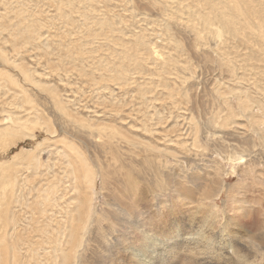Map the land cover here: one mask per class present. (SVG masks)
Listing matches in <instances>:
<instances>
[{"label":"rangeland","instance_id":"rangeland-1","mask_svg":"<svg viewBox=\"0 0 264 264\" xmlns=\"http://www.w3.org/2000/svg\"><path fill=\"white\" fill-rule=\"evenodd\" d=\"M204 5L203 0H0V25H4V42L0 41L4 50V62L0 57V70H4L0 74V130H17L13 136L0 139V264H64L63 255L70 264H90L89 260L94 261L99 254L95 264H123L125 250L130 247L128 240L141 236L147 219L165 232L175 217L183 235L201 231L206 225L204 231L215 239L210 247L200 244L198 237L193 247L180 243V261L234 264L232 250L220 249L223 242L234 239L237 249L249 252L250 262L264 264V140L256 139L253 126L241 115L232 119L236 124H226L221 130L209 127L207 122L228 116L226 100L239 113L236 100L226 98L223 92L227 87H237L242 78H250V68L245 69L246 55L264 60L262 42L247 39L244 32L239 38L226 36L217 40L199 20V15L206 13ZM234 15L246 22L245 16L238 12ZM138 41L150 51L136 48L138 61L122 55L127 47H136ZM151 47H157L163 56H173L177 64L173 66V62L162 70L160 62L151 58L152 53L155 58ZM14 62L30 71L32 82L25 79ZM250 63L264 67L254 59ZM10 75L18 83L12 82ZM250 80L241 84V89H249L264 102V93L255 91ZM140 87L146 91L144 95ZM256 115L255 121L264 120L262 113ZM16 117L19 120H12ZM196 127L202 136L197 143L193 142ZM213 129L219 131L217 134L225 138L228 146H237L239 152L243 148L250 150L247 155L251 153V167L258 174L254 175L263 181H240L241 170L234 172L231 163L220 157L223 144L206 139L207 130ZM251 141L255 147H247ZM198 144L207 150L201 151ZM73 151L87 158L96 177L97 200L87 186L84 202H95L100 213L107 216L104 225L116 241L114 247L95 242L96 235L75 251L66 247V228L72 224V210L80 204L82 195L76 184L80 181L70 174L80 166ZM165 151L173 157L169 161L164 159ZM17 156L19 161L14 159ZM154 157L161 168L157 174L161 170L168 177L178 175L179 183H183L180 193L163 192L152 185L165 183L164 186L169 181L160 176L155 181L151 166ZM212 162L226 171L216 175ZM5 166L13 169L16 179L15 171H20V183L16 180L14 196L6 205L1 186ZM119 183H137L136 188L127 185L131 186L133 203L141 205L146 216L141 213L139 218L115 209L113 203L119 202L114 197L118 194L112 191L119 188ZM204 183H218L221 191L217 194ZM52 187L56 190L50 199H56L47 213L49 219L44 220L50 235L43 236L38 229L37 206L43 191ZM185 196L191 199L190 204L183 201ZM234 197L248 200V207L240 215L242 226L233 219L239 203L231 210L226 207ZM105 201L114 208L106 207ZM171 204H179L174 216L166 214L159 221L158 210ZM130 222L140 223L139 230L133 229ZM224 223L229 231L222 226ZM228 232L235 237L225 236ZM45 236H51V241L59 240V244L47 245ZM257 237L261 242L256 241ZM91 253L94 259H89Z\"/></svg>","mask_w":264,"mask_h":264},{"label":"bare ground","instance_id":"bare-ground-1","mask_svg":"<svg viewBox=\"0 0 264 264\" xmlns=\"http://www.w3.org/2000/svg\"><path fill=\"white\" fill-rule=\"evenodd\" d=\"M203 1L205 2L204 9L206 10V13L204 15L200 14L199 20L204 24V30H209V32L213 31V34L217 40L218 39L219 40L224 39V37H226V36L231 37V39L232 38H234V39L239 38L240 37L239 34L244 32L245 33L244 36L247 39L253 38L255 42H256V40H258L259 43L262 42L263 45L262 44L261 45L259 44V45L262 46V49L260 48L261 53L262 52L264 53V0H203ZM235 12H238L239 15H241V16H245L246 22H245V20L243 21L241 17H238V18L235 17V15H234ZM3 37H4V25H0V41L2 40L4 42ZM178 47H179V45H178ZM136 48H146V46L142 41H138L136 47H130V48L127 47L122 55H125V57H127V58L128 57L133 58V61H135V60L138 61V57H137L138 54L134 53ZM146 51H150V49L146 48ZM151 51H153L154 55H155V58H154L153 53H152L151 58L160 62V66H162L161 67L162 70H164V67L169 66L173 62H174L173 66H175L177 64V61L173 59V56H171V55L163 56V53H161L157 49V47H151ZM3 52H4V50H2L0 48V57H1V60H3V62H4ZM246 57H247V64H246V62H244V63L247 66L245 69L248 70L247 67L250 68V70L248 71L249 72L248 77H250V78H242L241 79L242 81H240V84H238L237 87H233V88L227 87V90L223 92V95H225L226 98L228 96H231L232 98H234V100H236V102L238 103V106H239V113H235L236 110H234L235 108H232L231 102L226 100V106L227 107L225 110H227L228 108H229V110H227L225 114H228V116H225V117L219 118V119H209L207 122L209 124V127H212V128L218 127L221 130L222 128L226 127V124H236L237 122L232 121V119L241 115V116L245 117L249 121V123L253 126L252 132L254 133V135L257 136L256 139H259V141H261V140H264V135H263L264 120H258V121H255V120L258 118V116L256 115L257 113H262L264 116V106H263L264 102L261 99H259V100L256 99L254 97V94L250 93L249 89L242 90L240 85L245 84L244 82H247L251 79L250 81L252 83H250V84H252L253 89L257 92L262 91L264 93V67L252 66L253 64L250 63L252 59H254V63H256V62L264 63V60L262 58H254L250 54L246 55ZM151 58H149V59H151ZM244 63L242 62V64H244ZM14 64L16 67L20 68L25 79L27 81L32 82L31 77H30V71L22 68V66L20 64H16V62H14ZM187 70H188V68H187ZM0 71H1L0 74L4 73V70H0ZM166 73H169V72L166 71ZM236 76H237V73L235 72L234 77H236ZM8 77L12 80V82L14 81L15 83H18L17 80L13 79V76L10 75ZM243 77H245V74L243 75ZM16 85H18V84H16ZM0 87L2 88L1 79H0ZM50 90H51V94L53 95V99L55 100L56 95L54 96L52 89H50ZM139 91L141 92V95H144L146 93V91H144V88H142V87L139 88ZM123 108H124V106H123ZM12 117H14V116H12ZM12 120H19V119L16 117V118H12ZM199 129H198V127H196V129H195V135H194V140H193V142H195V143L198 142V137L200 136L199 135L200 134ZM13 131L16 132L17 130H13V129L11 130V128H7L6 130H0V139L4 138V136H13L14 135ZM206 133L208 135L206 138L207 140L211 138L210 139L211 141L219 140L223 144L220 146V147H222L220 157L223 161L231 163V168L234 170V172L236 171V169L241 170V173L239 172L240 176H241L240 181L248 182L249 180H251L253 178L260 179V181H263V178H261V176H256L258 174H256V171H254V168L251 167V164L253 163L251 161V159H249L250 158L249 155L251 153L250 154L248 153L249 155H247V152L248 151L250 152V150L243 148V151L239 152L237 150V146H234L231 144L228 146V144H225L226 143L225 138L223 136H220L219 134H217V133H219V131L216 132V130H214V129L212 130V132H209V130H207ZM201 137H199V138H201ZM210 140H208V141H210ZM199 142H201V144H202V142H204V141L199 140ZM217 144L218 143H216V145ZM1 145L3 147L4 143ZM200 146L201 147H199V144H198V147L197 146H195V147H197L198 149L200 148V150L202 148L205 149V151L207 150L206 147L204 148V147H202V145H200ZM255 146H256V143H253V141H251L250 144H247V147H255ZM218 152L220 153V151H218ZM73 154H75L74 151H73ZM163 154H164L165 161H167L169 158H171L170 156H168L169 153L167 151L163 152ZM173 155L175 156V154H173ZM251 156H254V155H251ZM75 157L76 158L78 157V161H79L80 166L78 168L73 167V168H75V169H73V172L72 171L71 172L69 171V172H70V174L72 173L73 176H76L75 178H77L80 181V183H76V184H78L79 191H81L82 195L80 196L81 198L79 197L81 199L80 204L74 210H72V212H73L71 214L72 224L70 225V227L68 226L66 228V229H68L67 232H68V238H69L68 242L66 241V247L70 246L71 251H75L77 248H79L81 246H86V244L88 242L90 243L92 241L91 239L94 235H96L95 242H97L98 244H101V245L108 247V248L114 247L116 241L111 236V231L107 232L106 225H104V222L107 219V216L103 213L102 214L100 213V211L96 207L97 204H95V202L91 203V201L89 200L87 202L88 203L87 205L84 202V198H85L84 193H85V189L87 188V186H89L91 193L96 195V200H97L98 194L96 193V190H97L96 189V184H97L96 183V177L93 175L91 169L88 167L87 158L82 153H78V155H76ZM32 158L33 157H31V160H32ZM14 159H15V161H19L20 156H17ZM259 159L261 160V157ZM38 161H40V160H38ZM247 162H248L249 166L247 165ZM17 163L18 162H16V164H14V165H17ZM212 163H215L214 164L215 166H211V168L214 169L215 174L216 175L219 174L221 176V174H222L221 172H223V170H224L223 166L221 167L219 164H217V162H212ZM40 164H41V162L39 163V165ZM68 164L72 165L70 160L68 161ZM151 166H152V170L155 174L154 175L155 181H156L157 176H160L163 180L165 178H168L169 181H172V183L171 182L169 183V181H168V183H166V185H164V186H163V184H165V183H152L153 186L160 187V190L163 192H165V191L178 192L180 190L181 184H183V183H181V184L179 183L180 180H179L178 175L173 174V176L171 175L168 177V176L162 175L161 170H159L160 174H157L158 169L160 167H159V163L156 160V157H154L153 160L151 159ZM252 166H253V164H252ZM249 167H251V168H249ZM3 170H4V176H3L4 177V183H2L1 186H2V190L4 191L3 192V194H4V205H6L9 202V200L12 199L14 196V192L16 190V183H15L16 180H18L20 183V179L18 178V173L20 171H15L16 175H17V179H16V176L14 175L15 173L12 172L13 169L10 166H5ZM225 171L226 170H224V172ZM34 172H36V171H34ZM101 174H102V176L104 175L103 172H101ZM206 174L211 176L209 173H206ZM226 174H228V172H226ZM254 174H256V175H254ZM20 178H21V176H20ZM198 179L200 180L202 178L198 177ZM127 184H129V185L131 184V186L132 187L134 186V188L137 187L136 186L137 183H119V188L114 189L112 191L113 193L118 194L114 198H118L116 200L119 203H117V204L113 203L114 207L116 206L115 209L119 208V209H121V211L125 210V212L127 214L134 215L136 217L139 216V218H140V215L142 216V214H145V213L147 214V212H145L144 208L140 207L141 205L139 206L137 204L135 205L134 204L135 202L133 203L134 200L132 201V193L130 194L131 186H129ZM199 184H201V183H199ZM213 184H215V186H213ZM17 185H19V184H17ZM203 185H204V187H207V188H209V187L211 189L213 188L217 192V194L221 191V187L218 186V183H207V184L204 183ZM182 186H184V185H182ZM200 188H201V186H200ZM252 188L253 187L251 186V189ZM203 189L201 190V192L203 191ZM55 190L56 189L53 187L44 190L43 195L41 197L42 199L39 200V202H38V206H37L38 207V213H39V218H38L39 227H38V229H39V232L41 234H43V236H44V234L46 236H47V234L50 235V231L48 230V227H47V226H49V224L48 225L45 224V221L49 219L50 216L48 217L47 213H48V211L50 212V210H51L50 207H52L53 200L56 199V198L53 200L50 199V197L55 193ZM206 190H208V189L205 188V191ZM211 191L212 190L208 191L207 193L210 194ZM178 193H180V192H178ZM203 194H205V193H203ZM180 198H182V197L180 196ZM187 198L188 197L185 196L183 201L188 200L185 203L190 204L191 199H187ZM247 201L248 200L245 197H243V198L234 197V199L230 200L226 204V207L230 210L233 208H236L239 205L236 210L234 209V212L236 213L237 216L233 217V219L237 223V225L242 226L243 222H241L240 215H242L243 212H245V209L248 207ZM113 202H114V200H113ZM179 202H182V201H179ZM249 202H252V201H249ZM237 203H239V204L236 205ZM111 204H112L111 202L105 201L106 207H110ZM179 204H177V205L171 204V206H167L166 209H165V206H164V208L161 207L157 212L158 213L157 214L158 220L161 221L160 218L164 217L166 214L167 215L172 214L174 216V214L176 212V211H174L175 207L178 206ZM246 205H247V207H246ZM249 206H251V205H249ZM114 207H110V208H114ZM6 210H8L7 206L4 207V216H6V214H5ZM143 210L145 213L142 212ZM136 211H138V212H136ZM74 212H75V215H73ZM76 213H77V215H76ZM146 214H145V216H146ZM48 215H50V214H48ZM1 217L2 216H0V221H1ZM211 217H213V215H211ZM217 217H216V219H217ZM155 218H156V216H155ZM198 218H200V217H198ZM151 219H153V217H151ZM149 220L147 219V221L145 222L146 224L144 223L145 225L143 227L145 228V230L141 229V232H140L141 236L138 235L137 238L131 242L128 240L127 243L130 245V247L125 250L126 260H125V263H123V264H179V261H180L179 259L181 257V255L179 253V249L181 247L179 245L180 243L182 245H185L186 247H193V245L196 242L197 237L199 238L198 242L199 243L203 242V243L207 244L206 246H209V245L212 246L215 243L214 235L206 234V231H204V227L206 225L204 227H202L201 231L197 230L196 233L195 232H188V233L185 232L183 235L182 229H180L181 226L178 223L179 221L176 220V217L171 219L170 222H169L168 218L165 219L166 224H168V222H169V224H171V227L169 228L170 230H167L165 232L161 231V230L159 231L158 229H156L153 226L154 222L149 221ZM129 224L135 230H139V228H140V223H138V222H136V223L130 222ZM227 225L225 223L222 225V226H224L225 230H228L227 227H225ZM156 226L158 227V225H156ZM210 232L214 233V231H210ZM46 236H45V238H46ZM225 236H228V238L230 237V239L235 237V236L232 237L233 234H231L230 232H228L227 235H225ZM53 237L56 238V236H53ZM51 239H52L51 236H49V238L47 237L44 241L49 246H50V244H54V245L59 244V240L58 241L57 240L51 241ZM253 239L255 240V238H253ZM260 239L257 237L256 241L261 242ZM233 240H229V241L227 240L228 242H226L225 244L223 242V245L220 248L221 251L223 252L224 248H227L229 250L231 249L232 250L231 255L235 257V259L231 258V260H236L235 261L236 263H234V264H237V263L238 264H253V262H250V259H248V256H249L248 253L249 252L247 253V251L243 252V251H240L239 249H237V247L239 248L238 243H235ZM235 240H236V238H235ZM86 241H88V242H86ZM263 241H264V239H263ZM238 242L240 243V240H238ZM256 246H257V244H256ZM161 248H163V250H161ZM44 249H45V247H44ZM249 249H250V247H249ZM58 250H59V247H58ZM263 251H264V248H263ZM94 253H91V255H90L91 257H89V259L90 258L94 259L93 258ZM97 254H99V252H97ZM192 254H194V253H192ZM229 254H227V255H229ZM197 256H196V258H197ZM192 257H194V256L192 255ZM97 258L100 259V254H99V256H96V259H95L96 261L98 260ZM118 258L120 260V257H118ZM68 259L69 258H67L65 255H63V263L64 264H70V261ZM81 259H83V257H81ZM95 260L94 261L89 260L90 264L97 263ZM0 263H1V258H0ZM99 264H102V261H100ZM180 264H189V262H182V260H181Z\"/></svg>","mask_w":264,"mask_h":264}]
</instances>
